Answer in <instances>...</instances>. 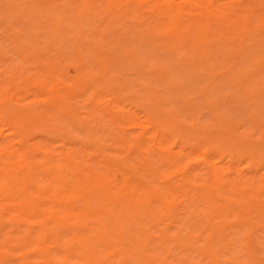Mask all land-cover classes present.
Instances as JSON below:
<instances>
[{"label":"rangeland","instance_id":"obj_1","mask_svg":"<svg viewBox=\"0 0 264 264\" xmlns=\"http://www.w3.org/2000/svg\"><path fill=\"white\" fill-rule=\"evenodd\" d=\"M0 129V264H264V0H0Z\"/></svg>","mask_w":264,"mask_h":264},{"label":"bare ground","instance_id":"obj_2","mask_svg":"<svg viewBox=\"0 0 264 264\" xmlns=\"http://www.w3.org/2000/svg\"><path fill=\"white\" fill-rule=\"evenodd\" d=\"M227 8V7H226ZM215 15V14H214ZM1 130V129H0ZM244 136V135H243ZM216 140V139H215ZM236 140V139H235ZM217 141V140H216ZM224 142V141H223ZM245 143V142H244ZM248 144H249V142H248ZM257 145V144H256ZM260 145H261V143H260ZM210 146V145H209ZM245 152V151H244ZM224 154V153H223ZM252 159H254V158H252ZM211 168V167H210ZM241 169V168H240ZM241 170H243V169H241ZM122 177V176H121ZM127 179V178H126ZM87 184V183H86ZM186 191V190H185ZM205 191V190H204ZM104 192V191H103ZM102 192V193H103ZM73 193V192H72ZM91 193V192H90ZM210 194V193H209ZM78 196V195H77ZM102 196H104V195H102ZM3 197V196H2ZM236 202V201H235ZM84 205V204H83ZM237 206V205H236ZM90 208V207H89ZM89 210V209H88ZM249 210V209H248ZM252 210V209H251ZM39 211V210H38ZM263 211V210H262ZM41 213V212H40ZM250 213V212H249ZM236 216V215H235ZM247 219V218H246ZM12 226V225H11ZM122 226V225H121ZM125 228V227H124ZM164 230V229H163ZM220 233V232H219ZM149 235V234H148ZM24 236V235H23ZM191 236V235H190ZM214 236V235H213ZM191 239H192V236H191ZM212 242V241H211ZM208 243V242H207ZM0 244H2V243H0ZM6 244V243H5ZM194 247V246H193ZM185 248V247H184ZM7 249V248H6ZM213 249V248H212ZM202 251V250H201ZM210 251V250H209ZM205 251H203V253H204ZM212 253V252H211ZM206 254V253H205ZM208 254V253H207ZM5 255V254H4ZM209 256V255H208ZM135 259V258H134ZM212 259H214V258H212ZM131 260V259H130ZM219 260V259H218ZM145 262V261H144ZM163 262V261H162ZM135 263V262H134ZM135 264H137V263H135ZM138 264H139V262H138ZM145 264H146V262H145Z\"/></svg>","mask_w":264,"mask_h":264}]
</instances>
